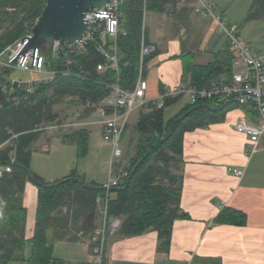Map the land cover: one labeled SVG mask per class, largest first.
<instances>
[{
  "label": "trees",
  "instance_id": "obj_1",
  "mask_svg": "<svg viewBox=\"0 0 264 264\" xmlns=\"http://www.w3.org/2000/svg\"><path fill=\"white\" fill-rule=\"evenodd\" d=\"M178 2L123 0L121 12L125 19L122 26L125 35L117 39V71L111 70L96 51L101 42L98 37L87 46L85 55L73 56L70 65L60 57L54 63L46 56L48 68H67L71 76H58L49 84L35 87L31 94L11 89L4 78L10 69H0V264H60L53 258L58 243L88 241L99 227L105 198L103 187L85 183L75 170L52 184H46L32 174L31 146L45 134L36 129L66 121L54 107L67 100L84 119L94 111L85 107L86 103L101 105L116 82L121 89H133L138 76L141 43L149 45L143 26L145 15L173 12L179 6ZM45 3L46 0H0V53L29 32ZM263 18L264 0H252L244 21ZM153 54L144 60L143 75ZM101 68L103 70L99 71ZM231 69L232 56L226 44L213 61L205 65L183 61L182 75L189 85L201 89L228 83L232 78ZM178 98L164 100L160 109L148 104L138 113L131 130L129 123L125 126L121 141L128 132L125 146L132 152L123 154V158L127 157L124 169L128 175L109 191L107 202V219L121 221L116 232L119 237L155 232L158 249L163 252L169 247L174 221L185 217L180 212L183 135L221 122L232 107L231 104L198 100L165 123L164 108ZM59 134L62 142L77 148L78 157L85 154L86 130H66ZM7 168L9 172H6ZM27 181L37 188L35 224L29 240L25 239L26 211L23 207ZM231 219L239 220L235 221L238 225L244 223L242 214L225 209L219 212L215 222L225 223ZM27 245L31 253L25 259Z\"/></svg>",
  "mask_w": 264,
  "mask_h": 264
},
{
  "label": "crops",
  "instance_id": "obj_2",
  "mask_svg": "<svg viewBox=\"0 0 264 264\" xmlns=\"http://www.w3.org/2000/svg\"><path fill=\"white\" fill-rule=\"evenodd\" d=\"M209 2L216 15L231 26L236 25L237 19L224 0ZM147 18L151 27L145 26L148 44L155 49L147 62L145 74L148 82L146 98L149 100L159 98L170 87L189 83L187 79L183 80V61L205 65L212 62L227 44L225 36L216 32L214 20L197 15L191 2L179 4L176 10L167 14L148 13L144 20ZM260 20L264 22V18ZM244 33V29H238L240 40L253 53L263 54L264 46ZM197 38L202 42L199 48L195 47ZM231 70L232 75L242 74L243 68L232 63ZM182 99H185L183 107L170 119L189 104L187 96H179L169 106ZM231 105L221 122L207 124L183 135L180 212L185 217L174 221L167 251L158 249L155 232L126 238L114 233L107 239L104 264H264V131L254 144L247 136L236 132L234 126L240 118L252 125H257V121L250 106ZM144 108H137L133 113L138 115ZM77 122L79 125L71 130L88 132L87 150L81 159L74 162L75 147L58 141L56 149L48 151V156L32 154L31 169L40 178L54 182L66 178L69 166L73 167L75 163L73 170L85 183L103 187L107 182L108 168L105 169L100 152L107 151L110 145L102 138L101 119L93 111L87 118L79 116ZM51 152L59 153L61 160L56 156L57 162L44 177L36 166L45 157L48 159ZM228 169L241 170L243 175L237 178L228 174ZM36 201L37 188L25 184L26 240L32 237ZM222 209L239 212L244 216V223L238 225L235 221L239 220L232 219L225 223L215 222ZM30 253L27 245L25 259ZM53 258L60 264H90L92 252L86 240L61 242L54 247Z\"/></svg>",
  "mask_w": 264,
  "mask_h": 264
},
{
  "label": "built area",
  "instance_id": "obj_3",
  "mask_svg": "<svg viewBox=\"0 0 264 264\" xmlns=\"http://www.w3.org/2000/svg\"><path fill=\"white\" fill-rule=\"evenodd\" d=\"M179 4L191 2L194 12L202 18H212L216 23L218 32L225 36L228 50L233 57L232 63L235 66H242V74H233L228 83H218L206 88H196L189 84H181L170 87L155 100L146 98L148 82L143 75V63L145 58L155 52L154 47L141 43L139 52V69L136 84L133 89H121L116 82L110 87L109 95L99 106L86 103L87 108H93L95 114L101 119L102 138L111 146L110 158L107 162L108 178L103 186L105 198L101 208V222L95 229L92 236L87 241L91 248L92 261L90 264H104L107 239L117 232L120 226V219H107V202L109 191L120 185L127 178V171L121 162L122 151L120 142L123 130L129 123L130 116L137 108H142L148 104L154 105L157 109L163 107L164 100L177 96H187L189 104H194L198 100L213 102L218 105L236 104L248 105L255 115L257 125L248 124L245 119L240 118L234 129L249 139L251 143H256L264 131V53L255 54L244 44L235 26H228L225 20L214 13L209 0H178ZM123 0H111L107 4L91 12L84 14V20L88 27L82 38L71 45L59 46L58 42L48 45L47 52L39 50L28 51L24 55H19L20 50L26 41L17 44L5 61L0 62L2 68L16 69L21 72L44 73L46 70L48 78L27 82L11 81V89L23 90L26 94H31L35 87L51 83L56 77L71 76L69 69L48 68L46 66V56H50L55 63L60 57L65 64L70 65L73 56L85 55L87 46L97 37L101 42L97 44L96 51L103 56L111 70L117 71L118 47L117 39L124 36L122 26L125 19L121 12ZM30 37V31L23 38ZM19 55V56H18ZM18 58L15 60V58ZM85 75H87L85 73ZM78 77L81 74L77 75ZM80 114H75L74 120L62 123H51L38 127L36 131L45 133H60L71 130L79 124L77 118ZM120 160L118 163L115 160ZM9 172V169H6ZM227 173L237 178H241L243 172L238 169H228ZM98 201V200H97Z\"/></svg>",
  "mask_w": 264,
  "mask_h": 264
},
{
  "label": "rangeland",
  "instance_id": "obj_4",
  "mask_svg": "<svg viewBox=\"0 0 264 264\" xmlns=\"http://www.w3.org/2000/svg\"><path fill=\"white\" fill-rule=\"evenodd\" d=\"M249 1L251 2V0H249ZM224 2L226 3V5L228 7L229 6L231 7V11L230 10L229 11L233 15V17L237 19V21L235 22L236 23L235 26L238 27L239 30L244 29V31H245L244 34H245L246 37L251 38L256 43L261 44V45L264 46V22L261 21V20H251V21H248V22L244 21L245 17H246L247 10H248V7L250 5V2H249V4H247L248 3L247 0H224ZM148 18L146 20H144L143 24H144V27L146 26L147 28L151 29V27L148 24ZM227 22L225 21V24L228 25V26H231L230 25L231 23L229 22L230 24H228ZM216 30H218L217 26H216ZM216 32H218V31H216ZM20 40L16 41L13 44L7 45V47H5L2 50V52L0 53V62L1 61H5L6 56H8L13 50H15V48H16V46H17V44L19 43ZM195 43H196L195 44L196 48H199L201 46V44H202V42L200 41V38H197ZM253 49H255L254 46H253ZM47 57L50 58L49 55ZM1 68L2 67L0 66V69ZM102 70H103V68H101L99 71H102ZM48 76L49 75H48L46 70L44 71V73H35V72H21V71H18L16 69H10L9 72L4 75V78H5V80H7L10 83L11 81L27 82V81H33V80H40L42 78H48ZM184 103H185V99H182V100L176 102L174 105H171V106L167 105L165 107L166 109L164 111V122L166 123L170 119V117L175 115L179 111V109L183 107ZM54 110H55V112L59 113L61 117L65 116L66 117V121H69V122L74 120L75 114L79 113V110L73 109L72 107H70V105L68 104V100L66 102L54 107ZM136 116H137V113H135L129 119V125H128V129L129 130H131L130 128H131L132 124L134 123V121L136 119L135 118ZM127 136H128V132L126 133V136L124 135L122 141L120 142V146L119 147H120V149L122 151V155L125 154V153H127V154L129 153V155H130L132 153L131 149L130 148L128 149L125 146L126 140H127ZM58 141L60 142V144H63V145H66V146H68V145L74 146L73 144H67V143L62 142L61 134L51 132V133H45L36 143H34L31 146V153L33 155L46 154L45 156H48L47 155L48 151H51V149L53 150V148L56 149L57 145L59 144ZM108 148L109 149L107 151L104 150L103 152L102 151L100 152V154H102L100 156V158H101V160H103V163L106 164L105 165V167H106L105 169L108 168L107 162H108V160L110 158V153H111V151H110L111 150V146L108 147ZM75 149L77 151L76 147H75ZM32 154H31V156H32ZM56 156L59 158V161H60L61 158L59 156V153L56 152V154H53L51 152L49 154L48 159H47V157H45L44 160L41 162V164L38 163V166H36L37 167L36 170L40 173V175H44V177H47L46 173H48V171L50 172V170L54 167L55 163L57 162V158H55ZM78 159L80 160L81 158L76 155V159H75L74 162H77ZM119 161L120 160H117V159L115 160L116 163H118ZM121 162H122L123 166H126L127 165V157H124L121 160ZM75 168H76L75 163H74L73 167L70 165L68 173H67V176H69L71 174L72 170L75 169ZM30 170H31L32 174L35 177H37L39 180H41L42 182H44L46 184H52V183L56 182V181L49 182L46 179L40 178V176L35 174L36 172H33V170L31 169V166H30ZM27 183L31 184L33 187L36 188V186H35V184L33 182L27 181L25 184H27ZM112 197H113V195H111V198ZM17 264H21V263H17Z\"/></svg>",
  "mask_w": 264,
  "mask_h": 264
},
{
  "label": "water",
  "instance_id": "obj_5",
  "mask_svg": "<svg viewBox=\"0 0 264 264\" xmlns=\"http://www.w3.org/2000/svg\"><path fill=\"white\" fill-rule=\"evenodd\" d=\"M111 0H46L45 6L30 29V37L22 38L25 45L19 55L28 51L46 52L48 45H71L80 40L87 30L84 14L104 6ZM18 55V56H19ZM15 58V60L18 58Z\"/></svg>",
  "mask_w": 264,
  "mask_h": 264
}]
</instances>
